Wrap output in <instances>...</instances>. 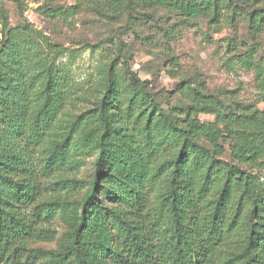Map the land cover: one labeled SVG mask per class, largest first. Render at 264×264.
I'll use <instances>...</instances> for the list:
<instances>
[{"label":"trees","instance_id":"16d2710c","mask_svg":"<svg viewBox=\"0 0 264 264\" xmlns=\"http://www.w3.org/2000/svg\"><path fill=\"white\" fill-rule=\"evenodd\" d=\"M116 1L166 5L214 22L264 18L233 0ZM8 16L0 7V264H23L24 244L49 238L45 225L58 204L41 196L67 183L41 180L68 165L72 137L83 128L85 146L98 153L69 249L63 255L35 249L28 262L49 255L46 264H264V183L241 166H264V115L244 117L231 109L224 130L215 123L204 128L162 108L147 82L135 77L126 83L105 68L100 98L36 168L25 155L51 129L68 84L57 57L47 58L41 36L27 24L9 29ZM199 132L212 138L210 145L197 139ZM221 138L230 139L240 164L222 159ZM107 200L114 204L107 207Z\"/></svg>","mask_w":264,"mask_h":264},{"label":"rangeland","instance_id":"374dc122","mask_svg":"<svg viewBox=\"0 0 264 264\" xmlns=\"http://www.w3.org/2000/svg\"><path fill=\"white\" fill-rule=\"evenodd\" d=\"M233 1L246 11L264 14V0ZM0 7L9 14V29L27 24L41 36L47 58L57 57L55 65L67 79L65 102L51 129L25 155L36 168L69 135L78 115L100 98L105 68L113 67L126 83L135 77L147 82L162 108L204 128L215 123L224 130L223 118L231 109L244 117L264 115V18L258 24L241 17L214 22L204 16L187 17L166 5L150 8L116 0H0ZM3 37L0 18V43ZM48 45L56 46L54 50L60 54ZM87 132L83 128L72 137L68 165L51 179L41 180L44 185L64 181L67 185L41 196L42 201L56 202L58 210L45 225L49 238L24 244L23 264L49 261V255H41L28 262L26 256L35 249L62 255L69 249L72 222L93 180L97 160L96 148L84 144ZM200 133L197 139L210 145L212 138ZM231 143L229 138L220 139L225 148L221 157L240 164L231 152ZM260 144L264 151V136ZM26 146L24 143L23 149ZM18 147L21 145L15 150ZM241 166L264 183V166ZM112 202L104 203L111 207ZM105 264L111 263L105 260Z\"/></svg>","mask_w":264,"mask_h":264}]
</instances>
